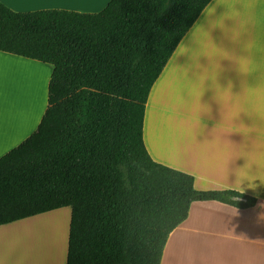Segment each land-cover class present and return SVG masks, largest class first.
<instances>
[{"label":"trees","instance_id":"obj_1","mask_svg":"<svg viewBox=\"0 0 264 264\" xmlns=\"http://www.w3.org/2000/svg\"><path fill=\"white\" fill-rule=\"evenodd\" d=\"M203 2L109 0L98 12L0 2V51L52 66L36 130L0 157V225L69 207L66 264H160L193 201H256L196 189L143 143L151 86Z\"/></svg>","mask_w":264,"mask_h":264},{"label":"crops","instance_id":"obj_2","mask_svg":"<svg viewBox=\"0 0 264 264\" xmlns=\"http://www.w3.org/2000/svg\"><path fill=\"white\" fill-rule=\"evenodd\" d=\"M0 2L17 12L41 9L98 12L109 0ZM184 62L185 57H176L174 50L149 91L143 117V143L148 154L155 162L191 174L196 189L234 190L256 201L244 207L218 200L193 201L187 217L169 233L160 264H264V184L255 181L256 187H250L243 178L246 172L254 173L257 168L253 165L246 169L247 161L239 155L238 145L243 141L239 133L214 129L207 115L203 116L207 121L204 133L196 136L190 133L191 111L182 102L187 93L174 69ZM51 71L52 66L47 63L0 51V157L36 130L47 106ZM202 99L207 100L208 93ZM212 109L218 120L214 104ZM59 209L0 225V264H11L9 255L15 250V231L20 228L11 231V227ZM68 232L69 223L61 264H66ZM28 233L23 232L21 238L26 245ZM36 248L40 249L38 243ZM56 250L51 240L50 245L45 244L39 250L43 251V262L37 260L34 264H57Z\"/></svg>","mask_w":264,"mask_h":264},{"label":"clouds","instance_id":"obj_3","mask_svg":"<svg viewBox=\"0 0 264 264\" xmlns=\"http://www.w3.org/2000/svg\"><path fill=\"white\" fill-rule=\"evenodd\" d=\"M175 56L185 57L174 69L187 93L190 133H204V115L214 129L239 133L246 169L257 168L243 178L264 184V0H204Z\"/></svg>","mask_w":264,"mask_h":264},{"label":"rangeland","instance_id":"obj_4","mask_svg":"<svg viewBox=\"0 0 264 264\" xmlns=\"http://www.w3.org/2000/svg\"><path fill=\"white\" fill-rule=\"evenodd\" d=\"M42 102L39 104V107L41 106ZM69 219H70V209L68 207H64L59 210L48 213L46 215H41L39 217L36 216L35 220L33 221H26L21 225H17V226L14 225L13 227H11L10 228L11 231L15 230L18 227L20 228H18V230L15 231L17 233L16 235L17 239L14 245L15 252L11 250V253L9 255L10 263L34 264L37 262V260H42L43 262V251L42 253H40L39 250H41V248L43 250V246L45 244L50 245L51 240H53L54 236H57L58 237L57 240L59 239V243H60V248H59L58 247L59 243L57 242L58 246L56 252L59 257V261L57 264H61L62 262L60 260L63 254L62 244L64 246V239L68 231ZM23 232H29L28 233L29 235L27 236L29 245H26L24 242H22L21 238ZM36 243H38L39 245L40 248L39 250L36 248ZM37 252L39 254H37ZM46 252H49L48 249ZM36 255H37V259H35ZM51 261L53 262V260Z\"/></svg>","mask_w":264,"mask_h":264},{"label":"bare ground","instance_id":"obj_5","mask_svg":"<svg viewBox=\"0 0 264 264\" xmlns=\"http://www.w3.org/2000/svg\"><path fill=\"white\" fill-rule=\"evenodd\" d=\"M27 73H28V71H26V75H27ZM57 236H54V238H53V240H54V243H56L55 244V247L57 248V246H58V244H57V242L59 243V239L57 240ZM57 240V241H56ZM56 259V258H55ZM57 261H58V259H57Z\"/></svg>","mask_w":264,"mask_h":264}]
</instances>
